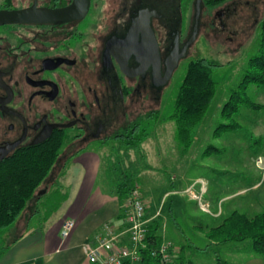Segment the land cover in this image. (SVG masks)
I'll return each instance as SVG.
<instances>
[{"label": "flooded vegetation", "instance_id": "obj_1", "mask_svg": "<svg viewBox=\"0 0 264 264\" xmlns=\"http://www.w3.org/2000/svg\"><path fill=\"white\" fill-rule=\"evenodd\" d=\"M263 6L264 0H0V11L12 16L0 24V162L58 136L64 143L56 168L95 141L123 143L138 119L129 122L131 112L159 103L175 50L187 57L208 29L233 40L248 22L255 26Z\"/></svg>", "mask_w": 264, "mask_h": 264}, {"label": "rangeland", "instance_id": "obj_2", "mask_svg": "<svg viewBox=\"0 0 264 264\" xmlns=\"http://www.w3.org/2000/svg\"><path fill=\"white\" fill-rule=\"evenodd\" d=\"M263 17L264 8L257 15L255 26L251 27V22H248L249 25L245 27L243 33L233 40L227 38L228 34H224L219 38L214 33L210 34V29H208V32L205 31L195 44L190 47L191 51L188 56L180 60L171 81L164 88L159 103L143 107L138 106L131 112L129 122L138 118V125L134 129L133 135L140 137L147 134L144 141L137 147L128 148L126 143H120L119 139L112 138L106 143L95 141L91 148L87 150L100 155L103 163L102 175L104 172L106 174L104 170L106 169L116 182H120V180H116L118 176L122 178L124 174H128L135 177L141 170L145 171L148 168L158 167L160 168L158 186L152 185L150 180H146V177L143 180L145 182L143 192H147L149 195L153 193L154 201L162 193L163 186L167 182H172L171 177L175 179V175L176 178L178 175L176 184L181 181L193 182L197 180V183H200L199 177L211 176L213 183L208 196L213 195L219 183L225 190L230 185V181L234 183L237 180L246 184L253 178H259L261 171L256 169L255 163L260 154L264 156L262 153V151L264 152V127L261 129V139L258 134L254 136L253 117H257L256 115L264 117V86L251 83H246L245 85L243 82L251 58L259 53L261 29L258 24ZM196 58H205L217 64L212 66V75L216 82L217 90L209 112L199 125V128H196L197 135L199 134L201 140H198L199 137L196 140L194 136L195 143L190 150V154L184 155L180 139L175 137L177 131L176 122L169 117L174 113V105L186 75L188 64L192 59ZM232 97L234 99L233 107L237 108L238 114L241 113L238 117L241 126L236 129L234 134L229 130L224 131L220 126L221 123H234V120L227 118L224 113L226 110L224 106ZM246 98L248 101H245ZM252 101L260 104L261 107H257L258 109L253 108ZM154 110H160L157 117H154L155 114L147 116L148 112ZM226 114L228 113L226 112ZM261 124L263 125L264 121ZM220 134L221 137H224L223 145L225 147L218 145L221 148L214 150L216 138ZM226 134L231 135L229 140ZM253 136L254 140H252ZM200 141L202 143H199ZM102 144L106 145L107 148L105 150L101 147ZM187 156L189 157L187 158ZM203 159L212 164H233L241 171L238 170L233 178L231 176L230 178L227 177L230 174L229 172H222L221 175L217 176L213 174V170H207V168L201 166ZM263 160L259 159L258 163L264 164ZM183 164L184 166L180 167ZM132 165L133 167H130ZM67 175L61 174L64 177H67ZM183 176H185L184 179ZM125 179L124 177L123 180L125 181ZM138 180L142 182V178ZM202 201L192 202L190 208L187 205L186 210L182 208L181 212L176 209L177 216L175 219L170 220L169 230L172 227L179 226L182 234H185L184 238H189V242L191 239L205 249L209 241L205 237L208 234L206 233L207 230L221 222L211 221L205 216L203 212L205 210L202 209L203 207L200 204ZM251 212L246 211L249 216L258 214ZM9 227L0 229V240L5 239V234ZM199 230H204V237H201L198 233ZM159 232L161 235L163 234L162 229ZM252 255L255 256L257 254L253 249L251 239L234 241L226 245H211L208 249L200 252L187 247L184 252L186 260H190L192 264H218L220 262L219 259L222 261L227 260L230 264H244V261L247 258H251Z\"/></svg>", "mask_w": 264, "mask_h": 264}, {"label": "crops", "instance_id": "obj_3", "mask_svg": "<svg viewBox=\"0 0 264 264\" xmlns=\"http://www.w3.org/2000/svg\"><path fill=\"white\" fill-rule=\"evenodd\" d=\"M260 107L259 104L258 108ZM253 108L258 109L255 106ZM240 114L233 115L234 118L232 116L235 122L234 127L226 128V123H221V128L224 131H232L234 134L236 129L241 126L238 119ZM256 116L253 117L255 128L253 135L258 134L261 139V129L264 127V124L261 123H263L264 117ZM226 117L231 119V116ZM226 136L228 140L231 138L230 134H226ZM254 136L252 140H254ZM175 137L179 138L177 131ZM197 138L201 140L196 130L195 139L197 140ZM223 139L221 134L216 138L214 150L221 148L218 145L225 147L223 145L225 140ZM194 143L195 141L188 150L182 148L184 155L190 154ZM262 153L264 154L263 151ZM205 159L202 160L201 166L207 170H213V174L217 176L221 175L222 172H229L227 177L233 178L236 172L240 170L233 164H212L204 161ZM259 159H264V156L260 154L255 163L256 169L261 171L259 178H253L246 184L237 180L234 183L230 181V185L225 190L219 183L212 196H208L213 183L211 176L199 177L200 183H197V180L193 182L181 181L176 184L178 175L177 178L175 175V179L171 177V183L167 182L163 186L162 193L155 201L153 193L149 195L147 192H143V186H145L143 180L146 177V180H150L152 185L158 186L160 168L152 167L145 171L141 170L135 177L133 176L146 207V219L149 223L161 221L160 230L163 231V241L173 244L181 264L188 262L192 264L184 256L187 247L200 252L208 249L211 245H226L234 242L220 243L210 236L211 230L220 225L226 216L234 211L243 213L246 211H252L251 213L264 211V164L258 163ZM102 166L100 155L91 151L76 153L65 159L56 168L53 176L42 186L35 198L29 202L17 221L7 229L5 239L0 240V264H90L82 250V245L85 242L96 244L98 237L103 234V227L106 223H111L121 233L123 241L128 243L126 200H122L118 193L121 189L120 184L124 182L123 178H126L128 174H124L122 178L118 176L116 180H120V182H116L106 169H104L106 174L104 172L102 175ZM183 166L184 164L180 165V167ZM61 174L68 175L64 177ZM141 178L142 182L138 180ZM184 178L185 176H183ZM196 195L201 196V200H203L200 204L205 211L200 209L205 216L211 221L221 222L207 230L208 236H205L204 230H199L198 233L201 237L205 236L209 239L205 249L191 239L189 242V238H184L185 234H182L179 226L169 230L170 220L177 216L176 209L181 212L182 208L186 210L187 205L190 208L192 202L199 200ZM70 218L76 220V226L70 236L64 239L62 236L63 223L65 219ZM226 262L230 264L229 261L226 260ZM244 264H264V258L259 255H252L251 258L244 261Z\"/></svg>", "mask_w": 264, "mask_h": 264}, {"label": "trees", "instance_id": "obj_4", "mask_svg": "<svg viewBox=\"0 0 264 264\" xmlns=\"http://www.w3.org/2000/svg\"><path fill=\"white\" fill-rule=\"evenodd\" d=\"M260 10L256 12L257 15ZM258 27L261 29L259 53L250 60L244 77L245 85L251 83L264 86V17ZM215 65L217 64L205 58L190 61L176 98L174 113L169 117L176 122L177 134L185 150L191 147L196 128L204 120L214 101L217 86L212 75V66ZM245 101L248 99L246 98ZM233 102L232 97L225 104V116L232 118L238 112L237 108L233 107ZM251 104L259 107V104L253 101ZM159 113L160 110H154L148 112L147 116L155 114L154 117H157ZM137 125L138 120L128 127V132L124 135L127 138L124 143L128 148L139 146L147 136V134L140 137L133 135ZM234 126L235 122L225 124L226 128ZM63 143V136H58L40 147L21 151L10 159L0 162V229L13 225L42 186L53 176ZM132 177L133 175H127L125 181L120 184L121 189L118 193L122 200H126L131 190L137 187L136 180ZM147 227L146 247L140 249L141 264H164L160 257H154L151 253L153 248L164 242L159 232L161 221L148 222ZM210 236L220 243L251 239L256 254L264 258V211L254 216L234 211L211 230ZM177 256L176 253L173 264H181ZM219 261L218 264H228L224 260L219 259Z\"/></svg>", "mask_w": 264, "mask_h": 264}, {"label": "built area", "instance_id": "obj_5", "mask_svg": "<svg viewBox=\"0 0 264 264\" xmlns=\"http://www.w3.org/2000/svg\"><path fill=\"white\" fill-rule=\"evenodd\" d=\"M201 200V196L196 195ZM145 204L136 187L131 190L126 199V223L129 234L128 243L123 241L111 223L103 227V234L98 237L97 243L85 242L82 250L90 264H141V248L146 247L148 220L145 217ZM76 226L75 219H66L63 223L62 236L67 238ZM172 250V251H171ZM154 257H160L164 264H173L176 257V248L168 241L153 248Z\"/></svg>", "mask_w": 264, "mask_h": 264}, {"label": "water", "instance_id": "obj_6", "mask_svg": "<svg viewBox=\"0 0 264 264\" xmlns=\"http://www.w3.org/2000/svg\"><path fill=\"white\" fill-rule=\"evenodd\" d=\"M11 13L8 11H0V24L6 23L8 21H10L11 18ZM185 57L184 53H180L175 50L169 57V61H170V69L167 72L166 76H165V83L169 81V79L173 76L176 68L179 66L180 60L182 58Z\"/></svg>", "mask_w": 264, "mask_h": 264}]
</instances>
